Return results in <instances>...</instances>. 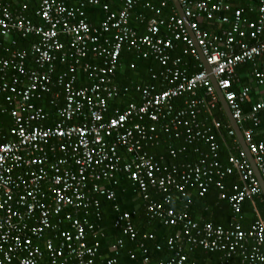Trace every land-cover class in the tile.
Listing matches in <instances>:
<instances>
[{
  "label": "built area",
  "instance_id": "obj_1",
  "mask_svg": "<svg viewBox=\"0 0 264 264\" xmlns=\"http://www.w3.org/2000/svg\"><path fill=\"white\" fill-rule=\"evenodd\" d=\"M25 1L15 8L4 2L0 13V264H121L125 251L135 260L138 250L145 264H185L187 252L197 247L264 264V215L255 207L250 227L241 222L244 202L262 194L261 184L238 139L235 151L229 149L228 164L219 160V145L206 121L211 119L222 138V129L231 125L223 126L215 116L220 100L195 45L211 66L264 179V129H254L264 123V0L250 5L255 20L244 17V8H233L241 0H178L183 16L175 5L172 13H164L167 0L158 6L145 3L152 15H139L144 33L131 25V18L145 0H118L117 10L102 0H39L37 22L25 14ZM88 5L102 6L100 23L89 20ZM203 19L231 25L209 30L201 27ZM14 35L38 40L21 49ZM180 41L182 52L174 56ZM124 52L156 60L159 69L151 70L156 83L120 84ZM58 65L66 69L56 72ZM196 66L201 69L190 72ZM243 76L253 85L241 84ZM253 86L258 96L245 110ZM131 90L139 102L111 112L110 103ZM187 95L175 107V100ZM42 102L54 107L53 117ZM244 122L253 126L243 128ZM163 133L184 136L188 144L204 140L210 152L196 162H168L185 147L169 148V158L157 157L151 149L161 145ZM228 135L236 136L232 127ZM234 173L240 182L231 195L221 193L231 203L233 223L224 227L195 220L190 190L204 196L213 183L224 190L222 179ZM120 174L142 195L151 218L179 227L166 242L170 257L150 260L144 241L155 239L154 234L141 239L133 221L136 212H123L118 204L114 225L125 238L111 244L112 256L101 252V198L117 200L114 186Z\"/></svg>",
  "mask_w": 264,
  "mask_h": 264
},
{
  "label": "trees",
  "instance_id": "obj_2",
  "mask_svg": "<svg viewBox=\"0 0 264 264\" xmlns=\"http://www.w3.org/2000/svg\"><path fill=\"white\" fill-rule=\"evenodd\" d=\"M4 2H9L13 8L19 7L22 3V0H0ZM78 1V0H70L71 3ZM104 3H109L112 6L113 10L119 9V5H116L115 1L118 0H102ZM145 0L144 3L138 4L133 12L132 18H131V25L134 26L140 33L146 32L145 30V24L140 22L139 15H144L145 17H150L152 15V11L150 9L145 8V3L154 4L155 6H158L162 0ZM0 2V3H2ZM3 2V3H4ZM27 5V10L25 14L29 16L31 19L35 20L36 22L39 21L36 17V10L39 7V0H27L25 1ZM254 3V0H241L236 3H232L233 8H244V17L246 19L255 20L257 14L254 11H250V5ZM256 3V1H255ZM119 4V3H118ZM2 10V6L0 7V13ZM164 13H172L174 11V3L172 0H167V6L163 9ZM86 14H88L87 17H89L90 21L93 24L100 23L101 20L105 17V12L102 9V6H95V5H89L86 10ZM226 15L232 16L233 12H226ZM201 27L209 29V30H223L230 27V23H222L218 22L215 19H203L201 21ZM164 35V31L162 32ZM19 43L20 48H28L32 43H34L38 38L36 36H29V37H16ZM250 43H253L251 41ZM177 48L172 53L174 56H178L182 52L183 43L177 42ZM93 61V59H90ZM187 62L193 64L195 61L194 58H188L186 59ZM122 67L120 68L117 76V81L124 85L127 83H136L139 81H142L147 84L156 83V81L152 80L151 78V70L156 71L159 69V63L154 60L153 58L150 59H142L137 58L134 53H128L124 52L121 57ZM135 62L136 68L131 69L130 63ZM66 66L58 65V69L56 72H60L62 70H65ZM201 68L197 67L194 69H191L190 72H197ZM242 70H249V66H244L241 68ZM83 77V75H82ZM252 82L248 79V77L243 76L241 78V84L243 85H249ZM237 87V85H236ZM252 96L246 104L244 105L245 110H248L252 104L255 102V99L253 96L256 94V88L255 86L252 87ZM186 97H179L175 100L174 105L175 107H179L183 104ZM139 97L134 90H131L130 94H125L121 96L120 99L114 100L110 103L111 105V112H113V109L116 107H120L121 109L125 108L130 102L136 101L139 102ZM46 109L49 111H53L54 107L51 105L46 104ZM203 112V111H202ZM207 116V113L202 114V119H205ZM215 116L218 120H220L223 124V126H228V120L224 115L223 108L221 104L219 103L217 105V108L215 109ZM207 126L211 127V132L215 136V140L217 144L219 145V160L223 164H228V156H229V149H231L233 152L234 147L239 146L238 140L236 136H230L228 135V130L231 127H224L222 129V134L224 135V138L221 137L220 132H218L212 122L211 119H208L206 121ZM7 125H9L7 123ZM253 125L250 122H244L242 127H252ZM258 132H261L264 129V123L259 126L258 128L255 127ZM257 138H260V136H257ZM183 151L179 153L178 157L173 159L169 158V148H175L177 150H180L183 148ZM239 150V149H238ZM152 153L155 154L157 157L159 155H166L167 158H169L168 162H184V161H197L199 160L202 155L207 154L210 152L209 144L206 143L204 140L202 141H196L192 144H188L185 142L184 136H181L180 138H176L174 134H162V140L161 145L157 147H153L151 149ZM216 180L218 178H215ZM240 179L237 173L226 175L222 179V183L225 186L224 190H221L219 186H217L215 183H213L210 188L208 189V192L204 196H200L199 192L196 188H192L190 190V197L192 200V205L190 209V213L192 217L199 221L200 223L203 222H211L215 225H222L224 227H229L233 220L234 213L232 210L231 203L228 198L222 199L221 193L225 192L228 196L232 194L233 192V185L236 183H239ZM117 194V200L112 201L108 200L105 197L101 198L102 202V222L101 230L104 233V237L101 239V252L104 254L105 257L112 256L110 252V246L111 244L118 238L124 237L122 230L115 227L114 222L118 216V211L115 210L114 206L115 204H118L121 208V211H128V212H136L133 215V221L136 225V228L139 232L140 238L142 239V236L144 234H150L153 233L155 236V239L152 240H145L146 246L149 249V256L151 261H156L160 259H166L171 256V252L168 249L167 246V239L173 235H175L179 231V227L177 226H169L164 225L161 223L158 219L151 218L148 213L145 210L144 201L142 198V195L133 189V186L131 182L126 178L125 174H120L119 179V185L114 186ZM156 199H159L160 196H155ZM255 207L261 211V213L264 215V195L263 193L253 199H247L243 204V212H242V218L241 222L244 225L245 228H248L250 224L255 219ZM240 219V218H239ZM128 242V248L129 249H135V246ZM158 244L162 245L161 250H157L156 246ZM137 252V259L132 260L130 256L127 254V251L124 252L120 259L121 264H145L144 263V253L142 251H136ZM188 259L185 262V264H249L247 262H244L241 257L235 256L233 258L227 259L225 258L224 254L220 252H208L205 251L202 247H197L193 251H188Z\"/></svg>",
  "mask_w": 264,
  "mask_h": 264
},
{
  "label": "water",
  "instance_id": "obj_3",
  "mask_svg": "<svg viewBox=\"0 0 264 264\" xmlns=\"http://www.w3.org/2000/svg\"><path fill=\"white\" fill-rule=\"evenodd\" d=\"M172 1H173L174 5L176 6L178 13H179L181 16H183V11H182L181 5L179 4V1H178V0H172ZM186 24H187V26L189 27L188 20H186ZM189 31H190L191 35L193 36V32H192L191 30H189ZM193 37H194V36H193ZM195 45H196V48H197V50H198V52H199L200 60H201V62L203 63L204 68H205V69L209 72V74H210V78H211V80H212V82H213V84H214V86H215V88H216V90H217V94H218V97H219L220 103L222 104V107H223V109H224V111H225V113H226V116H227V118H228V120H229V122H230V125H231V127L235 130V133H236L237 139L239 140V143H240L242 149H243V150L245 151V153H246V156H247L248 161L250 162L252 168L254 169V172H255L257 178H258L259 181H260L261 189H262V193H263V195H264V179H263L262 176H261V173H260V171H259V169H258V167H257V165H256V163H255V161H254V158H253L252 154L249 152V149H248L247 143H246V141H245V139H244V136H243V131H242L240 125L238 124V122L236 121V119H234V117L232 116V113H231V110H230V108H229V106H228V103H227V101L225 100L222 91L219 89V87H218V85H217V81H216V79H215L214 76L210 73L211 66L206 62V59H205V57H204V55H203V53H202L200 47L197 45V43H195Z\"/></svg>",
  "mask_w": 264,
  "mask_h": 264
},
{
  "label": "crops",
  "instance_id": "obj_4",
  "mask_svg": "<svg viewBox=\"0 0 264 264\" xmlns=\"http://www.w3.org/2000/svg\"><path fill=\"white\" fill-rule=\"evenodd\" d=\"M0 2H2V1H0ZM4 2V1H3ZM3 2L2 3H0V7L2 6V4H3ZM116 2V5H119V7H120V4H118V2L117 1H115ZM154 1L152 0V3H153ZM73 3H76V1L75 2H73ZM154 5V4H153ZM89 6V5H88ZM87 6V7H88ZM86 7V8H87ZM85 14H86V12H85ZM87 16H88V14H86ZM89 18V17H88ZM90 20V19H89ZM17 36H20V35H14V38L17 40ZM22 37V36H21ZM18 41V40H17ZM31 46V45H30ZM30 46L28 47V48H30ZM17 47L18 48H20L19 47V43H18V45H17ZM28 48H21V49H28ZM83 81H84V79H83ZM252 85H253V83H251ZM257 90V89H256ZM257 94V93H256ZM257 96H258V94L257 95H255V96H253L254 97V99L256 100L257 99ZM43 103V102H42ZM44 104V106H45V108H46V104H48V103H43ZM221 104V103H220ZM221 106H222V104H221ZM223 108V107H222ZM49 111V110H48ZM223 111H224V109H223ZM51 112V114H52V117H53V115H54V112L53 111H50ZM224 115H225V117L227 118V116H226V113H225V111H224ZM5 119H6V124L8 123L9 125L8 126H11L12 125V122H11V119L9 118V117H5ZM227 120H228V118H227ZM53 123V121H52V119H51V121L50 122H48V124H52ZM228 123L230 124V122H229V120H228ZM251 225V224H250ZM244 226V225H243ZM250 227V226H249ZM248 227V228H249Z\"/></svg>",
  "mask_w": 264,
  "mask_h": 264
},
{
  "label": "snow or ice",
  "instance_id": "obj_5",
  "mask_svg": "<svg viewBox=\"0 0 264 264\" xmlns=\"http://www.w3.org/2000/svg\"><path fill=\"white\" fill-rule=\"evenodd\" d=\"M165 95H168L167 93H165ZM121 119H123V118H121Z\"/></svg>",
  "mask_w": 264,
  "mask_h": 264
}]
</instances>
